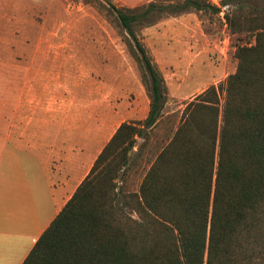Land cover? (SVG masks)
I'll list each match as a JSON object with an SVG mask.
<instances>
[{"label":"trees","instance_id":"trees-1","mask_svg":"<svg viewBox=\"0 0 264 264\" xmlns=\"http://www.w3.org/2000/svg\"><path fill=\"white\" fill-rule=\"evenodd\" d=\"M98 6L122 31L148 113L117 128L22 264H264V8L236 18L225 14L253 43L236 49V71L219 88L187 104L131 193L121 187L124 178L167 100L164 79L137 31L164 17L220 8L209 0L134 8L101 0Z\"/></svg>","mask_w":264,"mask_h":264},{"label":"rangeland","instance_id":"rangeland-1","mask_svg":"<svg viewBox=\"0 0 264 264\" xmlns=\"http://www.w3.org/2000/svg\"><path fill=\"white\" fill-rule=\"evenodd\" d=\"M99 1L0 0V136L9 137L17 123L66 120L95 124L105 137L118 124L147 116L140 71ZM112 1L134 8L179 0ZM209 1L218 14L168 16L137 31L164 79L167 100L141 158L124 178L125 192L138 191L146 161L172 137L187 104L209 87L219 88L236 71V49L253 43L225 14L245 16L264 8V1ZM223 97L220 90L221 102Z\"/></svg>","mask_w":264,"mask_h":264},{"label":"crops","instance_id":"crops-1","mask_svg":"<svg viewBox=\"0 0 264 264\" xmlns=\"http://www.w3.org/2000/svg\"><path fill=\"white\" fill-rule=\"evenodd\" d=\"M119 125L104 137L92 123L44 120L0 136V264L24 262Z\"/></svg>","mask_w":264,"mask_h":264}]
</instances>
